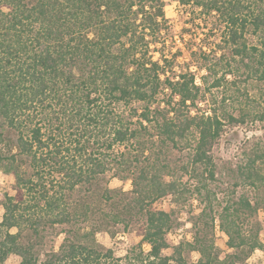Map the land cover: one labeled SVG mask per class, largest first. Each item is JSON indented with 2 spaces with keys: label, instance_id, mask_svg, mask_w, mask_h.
<instances>
[{
  "label": "trees",
  "instance_id": "1",
  "mask_svg": "<svg viewBox=\"0 0 264 264\" xmlns=\"http://www.w3.org/2000/svg\"><path fill=\"white\" fill-rule=\"evenodd\" d=\"M178 1L222 28V44L187 45L183 65L180 50L166 54L164 0H0V169L13 179L0 197V264H245L264 252L254 219L264 142L239 136L231 158L216 152L264 120L249 92L264 84V0ZM173 151L185 154L178 168ZM108 173L131 189L110 187ZM165 197H196L190 240L169 242ZM134 216L141 238L114 257L95 235ZM215 219L228 249L213 238ZM56 226L62 240L44 250Z\"/></svg>",
  "mask_w": 264,
  "mask_h": 264
},
{
  "label": "rangeland",
  "instance_id": "2",
  "mask_svg": "<svg viewBox=\"0 0 264 264\" xmlns=\"http://www.w3.org/2000/svg\"><path fill=\"white\" fill-rule=\"evenodd\" d=\"M164 13L168 20L169 26V35L167 37V46L168 51L166 52L169 55L170 51L174 52L175 50H180V56L178 57V62L182 65L189 60V54L187 45L193 46L196 48L199 44H205L207 46L213 47L214 44L220 43L219 37L221 36V27L218 26V21L214 16L203 17L198 15V11L194 10L190 6H183L179 3L178 0H164ZM218 22V23H217ZM221 26V25H220ZM248 40L250 42H256V37L254 35H249ZM222 46V45H221ZM218 47V46H217ZM221 48V47H219ZM170 49V51H169ZM167 50V49H165ZM227 52V49L224 51ZM157 55H155L156 57ZM177 70L179 67H176ZM190 70L196 72L198 76L203 73L200 69H197L196 66L191 65ZM229 78V76H227ZM264 84L261 83L259 87L249 89V92L253 94L260 103L262 108H264ZM253 90V91H252ZM215 91L217 99H220V93L222 88H218ZM239 132L232 133L231 144H220L219 148L216 149V152L221 158H231L236 151L237 137L244 138V136H260L264 142V120H255L253 122L247 123L245 126L238 129ZM185 159V154L183 152L173 151L169 155L168 162L172 167L178 168L183 160ZM109 174V173H108ZM106 175L108 179V185L110 187H116L122 189L125 192H128L131 189L130 182L128 180H120L115 176ZM12 176L2 169H0V197L5 190L10 189L12 184ZM191 180L189 183H193ZM217 184V183H216ZM220 191L219 196L224 193L226 186L219 184ZM214 185V189H217ZM157 207L160 209H173L172 217L174 220V227L168 233V240L171 244H176L181 240H190L192 238V218L199 212L200 204L196 197L188 199L186 202L174 203L170 198L165 197L159 202H157ZM105 210H109V207L104 206ZM3 208L0 204V220L2 218ZM259 221L262 227V234L260 238L264 241V208H259L255 218ZM143 224V218L134 216V219L125 226L122 223H116L111 225L107 230L98 231L95 235L97 242L104 248H110L113 252L114 257H122L126 254L127 250H130L131 247L136 245L140 240V235L138 234L139 227ZM218 220L214 221V234L216 244L223 248L228 249L226 246L227 236L220 229L217 228ZM65 226H56L54 228L47 229L46 237L44 238L43 249L47 250L50 248L57 249L59 243L62 240L63 230ZM143 250L147 251L149 245L147 243L142 244ZM170 248L164 249V254L170 253ZM192 259L197 258V253L193 252ZM18 257L11 255L5 262V264H18ZM245 264H264V252L255 249L251 255L247 258Z\"/></svg>",
  "mask_w": 264,
  "mask_h": 264
},
{
  "label": "built area",
  "instance_id": "3",
  "mask_svg": "<svg viewBox=\"0 0 264 264\" xmlns=\"http://www.w3.org/2000/svg\"><path fill=\"white\" fill-rule=\"evenodd\" d=\"M216 227L219 228V227H218V224L216 225Z\"/></svg>",
  "mask_w": 264,
  "mask_h": 264
}]
</instances>
